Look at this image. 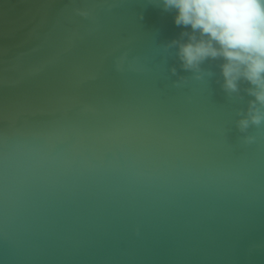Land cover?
<instances>
[{
  "label": "water",
  "instance_id": "water-1",
  "mask_svg": "<svg viewBox=\"0 0 264 264\" xmlns=\"http://www.w3.org/2000/svg\"><path fill=\"white\" fill-rule=\"evenodd\" d=\"M174 15L0 0V264H264V105Z\"/></svg>",
  "mask_w": 264,
  "mask_h": 264
},
{
  "label": "clouds",
  "instance_id": "clouds-1",
  "mask_svg": "<svg viewBox=\"0 0 264 264\" xmlns=\"http://www.w3.org/2000/svg\"><path fill=\"white\" fill-rule=\"evenodd\" d=\"M174 10V23L186 31L174 41L186 69H199L207 59L220 58L223 87L235 92L247 82L248 116L239 121L259 123L257 104L264 105V0H163Z\"/></svg>",
  "mask_w": 264,
  "mask_h": 264
}]
</instances>
